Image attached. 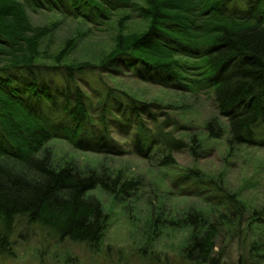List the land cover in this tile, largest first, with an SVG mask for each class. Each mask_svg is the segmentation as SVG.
I'll list each match as a JSON object with an SVG mask.
<instances>
[{"label":"trees","instance_id":"obj_1","mask_svg":"<svg viewBox=\"0 0 264 264\" xmlns=\"http://www.w3.org/2000/svg\"><path fill=\"white\" fill-rule=\"evenodd\" d=\"M142 1L139 5L132 0H0V255H12L9 236L19 218L38 224L57 242L84 243L96 250L106 217L101 202L90 192L102 189L117 198L136 187V181H122L121 176L82 173L70 164L55 167L46 154L49 142L65 140L78 151L121 155L120 146L109 137L111 121V127L122 134L134 124V152L148 158L156 149L161 167L175 169L172 152L186 148L163 126L153 130L157 118L150 106L132 98L123 104L107 91L98 116L93 117L74 84L75 75L87 68L105 74L127 71L166 89L211 94L226 121L229 143L264 150V0ZM234 2L241 4L239 15L225 12ZM132 7L143 19L144 30L124 33L129 16L122 15L113 46L94 62L61 65L71 40L54 57L53 66L40 63L39 46L50 30L32 26L29 10L56 11L101 25L115 11ZM56 78L62 82L56 84ZM31 102L59 111L62 120L54 124L44 119ZM112 108L120 114L118 120H110ZM222 132L220 127L215 135ZM188 149L191 152L192 146ZM174 176L172 185L183 187L180 198H199L205 206L184 208L167 224L158 219L154 226L160 232L163 227L183 232L176 252L180 264H229L225 235L232 229L243 233L246 207L236 194L226 193L197 169ZM263 216L254 212L248 223ZM236 237L242 245L236 264H244V255L254 254L257 244Z\"/></svg>","mask_w":264,"mask_h":264},{"label":"rangeland","instance_id":"obj_2","mask_svg":"<svg viewBox=\"0 0 264 264\" xmlns=\"http://www.w3.org/2000/svg\"><path fill=\"white\" fill-rule=\"evenodd\" d=\"M132 1L143 4L142 0ZM240 5L234 2L225 12L239 15V9H242ZM122 15L129 16L123 27L124 33L144 30L143 19L134 7L115 11L110 20L101 25L56 11L29 10L32 26L50 30L39 46L40 63L53 66L54 57L63 53L71 40L70 52L61 65L86 60L94 62L113 46L117 21ZM87 69L81 75H75L74 84L84 94V104L93 117L98 116L104 94L110 91L120 97L123 104L134 99L150 106L157 118L153 130L163 126L164 131L172 132L176 139L180 138L186 148L172 152L171 157L177 165L175 169L161 167V155L156 149H152L148 158L134 152V124L128 133L122 134L111 127V121L109 137L120 146L123 151L121 155L78 151L65 140L49 142L46 154H49L55 167L70 164L82 173L93 170L108 173L113 179L121 176L122 181H136V187L117 198L102 189L90 192L101 202L106 217V228L96 250L84 243L68 240L57 242L38 224L29 225L25 219L19 218L15 220L9 236L12 255H0V264H180L176 252L184 238L183 232L166 227L160 232L154 224L158 223V219L162 223L165 220L167 224L184 208L205 206L199 198H180V188L183 187L172 185L174 174L188 168L197 169L212 178L226 193L236 194L242 201L240 204L246 207V217L242 218L241 226L243 233L229 229L231 231L225 235V240L229 241L223 245L231 256L227 262L236 264L240 256L242 245L237 241L238 236L249 238L257 244L254 254L244 255V264H264V219L248 223L249 215L256 212L261 216L264 213V150L229 143L226 121L218 114L211 94L166 89L140 81L127 71L105 74L96 69ZM57 70L63 71L61 68ZM59 78L55 79L56 84L62 82ZM31 107L54 124L62 120L59 111L51 110L46 105L36 106L31 102ZM140 117L152 124L143 113ZM109 118L118 120L120 114L112 108ZM220 127L223 130L221 136L215 135ZM189 145L192 146L191 152ZM230 236L236 238L230 239ZM246 244H249L248 239ZM150 255L155 257L153 262L149 260Z\"/></svg>","mask_w":264,"mask_h":264}]
</instances>
